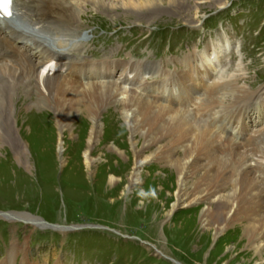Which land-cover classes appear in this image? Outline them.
<instances>
[{
    "label": "rangeland",
    "instance_id": "obj_1",
    "mask_svg": "<svg viewBox=\"0 0 264 264\" xmlns=\"http://www.w3.org/2000/svg\"><path fill=\"white\" fill-rule=\"evenodd\" d=\"M141 2L137 0V9L120 0H115L111 9L83 4L80 13L74 14L75 23L82 31L91 27L92 33L95 31L98 35L88 41L85 54L116 59V70L124 66L119 59H139L138 64L142 59H152L159 63L160 69L175 74L186 68L180 59L188 53L185 58L190 62L191 72L200 69L196 73L188 75L185 71L173 79L164 77L161 81L172 79L171 83L160 81L151 86L141 81L145 80L143 69L132 68L129 78L138 79L140 89L133 86L131 90L137 98L171 108L169 102L147 97L162 96L167 89L171 100L178 96L177 108L172 107L175 112L183 111L193 121L201 122L187 109L190 104L185 103L199 98L205 109L210 96H215V84L204 83L207 78L200 75L208 68L209 74L215 71L211 78L217 77L218 71L207 64L214 65L212 57L220 54L215 48L221 45L217 41L226 36L230 47L221 58L222 65L227 66L223 83L228 87L224 90L225 98L222 97L226 100L221 103L223 114L235 116L238 111L232 108L234 102L247 103L248 93L260 91L261 99L251 101L256 105L251 108V114L253 119L261 118L264 113V0H148V6H139ZM204 14H211L205 29L202 27ZM213 24L214 28L210 26ZM221 32L224 35L218 37ZM211 41L213 47L207 44ZM148 42L150 48L146 53L143 46ZM205 44L201 51H191ZM206 50L207 54L215 55L203 62L201 53ZM103 67L111 69L113 65ZM148 67L153 71L151 65ZM125 70L124 67L121 73ZM113 74L120 76L116 71ZM192 78H196L201 90ZM156 79L147 78L149 83ZM74 82L67 79L66 89L54 99L58 108L54 111L42 108V96L31 92L26 99L28 95L21 89L15 92L12 104H8L10 113L5 117L14 126L13 135L18 140L14 139L13 145L6 137L0 146V214L16 217H0V264L10 260L13 243L18 245L12 264H176V261L180 264H264V159L257 157L262 156L264 147L261 149L252 141L257 151L251 157V146L230 135L239 123L232 126L231 117H224L225 131L223 127L215 131L203 123L211 132L207 139L215 151L202 154L196 136L185 138L166 131L173 123L175 112L166 115L163 125L162 110L154 105L151 114L143 111V126L136 127V133L127 122L130 120L126 121L128 115L132 116L123 107L126 95L112 99L103 88L89 89L85 88L88 83ZM231 82L239 92L229 89ZM160 83L164 86L160 87ZM118 85L122 86V82ZM29 101L30 110L26 108ZM183 104L184 109L178 108ZM241 104L236 103L235 108H241ZM244 110L241 109L240 118L233 119V123H241L242 132L249 123L247 120L256 122L247 115L244 119ZM57 113L63 116L61 124L64 121L65 130L58 129ZM92 116H97L95 123L99 128L93 127ZM1 127L6 133L4 126ZM96 130L99 136L91 146L90 135ZM227 140L230 146L222 148ZM138 162L143 164L134 178ZM185 163L191 166L187 170L183 168ZM256 165L258 169L254 170ZM247 169L251 170L246 173ZM183 172H189L185 180ZM208 175L210 178L205 181ZM218 175L221 178L216 181L214 178ZM180 179L185 181L186 195L179 201ZM208 180H214L213 187ZM223 197L231 203L227 209L221 203L226 200ZM17 215H28L40 222L36 226ZM42 218L58 224L57 231L42 229L46 227ZM83 223L102 227L81 228L79 225ZM61 225L74 228L64 232L59 230H65Z\"/></svg>",
    "mask_w": 264,
    "mask_h": 264
},
{
    "label": "bare ground",
    "instance_id": "obj_2",
    "mask_svg": "<svg viewBox=\"0 0 264 264\" xmlns=\"http://www.w3.org/2000/svg\"><path fill=\"white\" fill-rule=\"evenodd\" d=\"M113 1L115 2V0H17L16 4L18 5V7H14L15 11H14L12 19H10L9 22L4 21L3 23L0 24V146L2 144V140L6 137H8V139L11 140L10 142H12L13 145L16 143L14 139L18 140L13 135L14 126L12 125L11 127L10 122H8V120L5 117V115L7 114V112H9V109H10V107H8L9 106L8 104H12L15 92L17 93L20 89L21 91L24 90V93L28 95V96H25L26 99L31 95V92L34 94L36 93L37 95L42 96V100L40 101V103H42L41 104L42 108L43 107L49 108L54 111L58 109L54 105L56 103L54 99L61 92H63V90L66 89L67 79L71 82H74L75 80V79L72 80L71 78H69V76H67L66 73H60L59 70L63 69V67H66L67 69L65 70V72L69 73L68 71L71 70L72 67L77 65V62L75 61L77 60V61H81L80 62L81 64L78 63L79 70L82 69L84 71V69L90 63L89 60L84 59L80 56L81 53L79 52V49L83 45L82 42L76 41V42L70 43L66 38H64V37L72 36L73 31L79 30V28L81 29V27L75 22L68 23L66 21V15L64 13L65 8L69 10H73V9H76L77 7L79 9L81 6L80 4L86 5V3H91L99 8L100 6H103V7L108 6L109 9H111V8H114ZM120 1L122 2L127 1L128 5H132L136 7L137 9V4H138L137 0H134L133 3H131L132 0H120ZM147 2L148 0H143V2H141L139 6H141L142 4L144 6H148ZM71 15L72 14L70 13L69 17H71ZM28 41H30V43ZM69 44L70 45L74 44V45L72 47H68ZM75 51L76 53H78L80 58L74 55ZM207 51L208 50L204 51L205 52L204 54L201 53L202 61L206 57L210 59L212 56L215 55V53L207 54L206 53ZM197 56L199 57V55ZM197 56H196V59H197ZM49 58H53L54 60H56L57 61L56 66H59L58 68L60 69H56L53 72L49 71L46 74L45 73L46 65L42 69L41 67L49 61ZM118 62H121L122 64L126 63L125 61L124 62L118 61ZM106 64L112 65V62L111 63L109 61L106 62V60L100 61L99 67H103V65L106 66ZM207 65L208 67L212 66L211 63ZM207 65L205 64V68ZM115 66L116 64L113 65V68L111 69H107L105 67L106 72L103 74H101V72H98L99 68H97V70L88 72L87 77H86L87 79H84L83 81L85 83H88V86H86L85 88H89V89L97 88V87L103 88L110 93L109 95L111 96L112 99H117V100L120 96L126 95L127 96L126 99L124 98L126 101L123 102L122 101L123 99L121 100L124 103L123 107L127 109L128 113L132 112L131 113L132 116L128 115L126 117V121L128 119L130 120L127 122L129 123L130 127H132V130L134 129L136 130V133H138L136 127L143 126L142 117H141L143 111L151 114V110L154 105L157 106L156 108H159V111L162 110L161 113L163 114H160L162 116L161 121L163 122V125H165L164 122H165V118L167 117L166 115L175 112L173 108L175 107L177 108V105H176L177 101L171 100V102H169L171 103L170 105L171 108H168L162 105H158L157 103L151 102L150 100L143 99V98H137L133 96L134 95L133 86H137V90L140 89L139 84H137L138 79L134 81L133 79L129 78L128 75L123 73L124 75L123 78H121V76L118 77L119 83L122 82V86H119L118 85L119 83L117 84V83H113V81L111 82L110 77L114 76L113 73L116 70ZM142 72L144 73L143 75L153 74L151 67L150 68L145 67L142 70ZM214 72L215 71H211L209 74L208 68H206L205 72L203 71V76L200 75V78L204 77L209 80V78L211 79V77L214 76L213 75ZM143 75L140 74V77ZM90 79H94V81H90ZM171 80H166V81H161V82L171 83ZM132 81H134L132 88H128L125 84L128 85V82L129 84H131ZM205 82L206 81L204 80V83ZM74 83H76V81ZM162 83H160L159 85L160 87L164 86ZM214 84L217 87L214 94L220 93L219 88L221 87V84L220 83H214ZM143 90H146V89L143 88ZM134 92H136V90ZM211 97L212 96H210L209 98L210 102H206L208 103L207 105L208 107L205 105L207 108L212 107L215 102H218V100L222 98L218 96H213L211 99ZM249 98L250 100H253V97H248L247 99ZM223 101H226V100H223ZM243 101L244 100H239V101H236V103H242ZM204 102L205 101H203V104H205ZM51 103L53 104V106L51 105ZM26 108L30 110L31 108L30 101L26 105ZM182 112L177 111L174 113L175 117L174 119H172L173 123L168 129H166V131H168L169 134H173L174 136L182 135L185 138L188 135H192V136L194 135L196 136V143L198 144V148L200 147L202 149L201 153L211 151L213 149V145H212V142L209 139H207V136H209L207 134L211 133L210 131H208L209 128L208 127L206 128V126L203 125V122L201 120H200L201 122L193 121L189 117V114L182 113ZM56 115L58 119V124H57L58 129L60 131L62 129L65 130L66 127L63 126L64 121L61 124L63 116L59 113H57ZM96 120H97V116H92L91 121L94 122L93 127L94 125H96L97 128H99L100 126L98 125V123H95ZM2 125L6 129V133L4 132L3 127H1ZM97 134H98V131L96 130V132H94L93 135H90V139H91L89 143L90 145L93 142V140L97 139V137L99 136V134L98 136ZM147 145H149V143ZM58 147L61 153L63 149L62 142L59 143ZM213 150L215 151V149ZM21 152L23 153L25 152V150L23 149V151ZM257 157L264 159V153H262V156H257ZM90 164L92 163L90 162ZM142 164L141 162L136 163L134 173H133L134 178L137 175V170L141 167ZM185 165L187 167V163L183 165L184 170H187L189 167H191L189 165L186 168ZM250 170L251 169H247V171L245 172L247 173ZM184 174H185V177L183 179L185 180L189 176V172L188 173L185 172ZM207 178H210L209 175L205 177V181H207L206 180ZM220 178H221L220 176L219 177L216 176L214 179L217 181ZM183 179L182 181L181 179L179 180V182L181 181L180 193L178 194L179 201L183 200L184 199L183 196L186 195L185 189H184L185 181H183ZM133 181L134 180H132L131 184L133 183ZM213 181L208 180V183L210 182L211 187H213L211 183ZM181 194H182V197H181ZM208 196H210V193H208ZM224 198L226 199V197H223V200ZM221 203H223L225 209H227L226 207H228L231 204L229 202V199H226L225 201H222ZM176 207L177 205H175L173 209H175ZM231 209L233 210V208ZM231 209H230V212L232 211ZM17 216H19L22 219L25 218L27 220H30L31 223L34 222L36 226L40 222L38 220L31 218V216H28V215H17ZM0 217H5L8 219L10 217H16V216L15 214L14 215L0 214ZM43 224L46 225L45 223ZM60 229L61 231H64L63 228H59V230ZM16 245H18V243L12 244V247L9 250L10 251L9 253L12 256L10 257V260L6 264L13 263L14 261L13 254H16V250H15Z\"/></svg>",
    "mask_w": 264,
    "mask_h": 264
},
{
    "label": "snow or ice",
    "instance_id": "obj_3",
    "mask_svg": "<svg viewBox=\"0 0 264 264\" xmlns=\"http://www.w3.org/2000/svg\"><path fill=\"white\" fill-rule=\"evenodd\" d=\"M4 5H6V7H4L3 11L6 15L10 16L11 15V5L14 3V0H3Z\"/></svg>",
    "mask_w": 264,
    "mask_h": 264
}]
</instances>
